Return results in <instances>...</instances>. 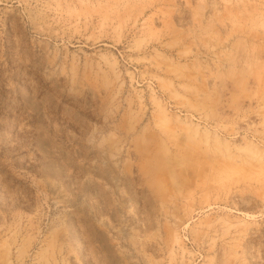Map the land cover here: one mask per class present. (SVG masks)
I'll return each mask as SVG.
<instances>
[{
  "label": "rangeland",
  "instance_id": "rangeland-1",
  "mask_svg": "<svg viewBox=\"0 0 264 264\" xmlns=\"http://www.w3.org/2000/svg\"><path fill=\"white\" fill-rule=\"evenodd\" d=\"M0 264H264V0H0Z\"/></svg>",
  "mask_w": 264,
  "mask_h": 264
}]
</instances>
